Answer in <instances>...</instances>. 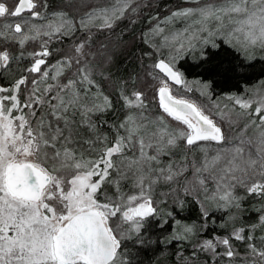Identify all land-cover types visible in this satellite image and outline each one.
<instances>
[{
  "label": "snow or ice",
  "instance_id": "obj_1",
  "mask_svg": "<svg viewBox=\"0 0 264 264\" xmlns=\"http://www.w3.org/2000/svg\"><path fill=\"white\" fill-rule=\"evenodd\" d=\"M144 7L0 0V264H134L125 241L143 245L162 214L178 226L168 239L191 247L180 264H264V207L259 225L235 226L246 198L264 200V72L237 87L264 63V0H180L141 33L143 82L113 80L100 36ZM194 86L211 106L175 94ZM190 207L199 227L181 224Z\"/></svg>",
  "mask_w": 264,
  "mask_h": 264
},
{
  "label": "trees",
  "instance_id": "obj_2",
  "mask_svg": "<svg viewBox=\"0 0 264 264\" xmlns=\"http://www.w3.org/2000/svg\"><path fill=\"white\" fill-rule=\"evenodd\" d=\"M99 2V0H97ZM180 0H143V5L151 4V7H144L143 12L136 19L134 24L124 21L115 29L114 32H107L103 36H100V41L108 43L111 41L112 47L110 51L114 53V60L111 65V72L113 74V80H128L130 75L141 77L143 82V73L145 68L150 65L151 61L143 55L146 50V46L141 42V33L147 32L149 24L151 23L149 17L152 16H165L170 9H173ZM67 46V44L65 45ZM259 55V54H258ZM181 63H184L181 61ZM195 67V61L191 56L188 57L185 67ZM197 72L200 69H196ZM264 72V63H261L259 59L256 61L254 68L251 73L249 83L245 84L241 82L237 87L240 90L247 88L258 89L259 79L261 73ZM189 82L199 79L196 76H187ZM217 81H220L219 77H216ZM131 86V81H129ZM223 87V86H222ZM198 88L193 87L192 92H185L184 89H179L175 94L177 96H184L198 104L211 106V101L205 96H201ZM224 91L235 94L237 88L228 86L224 88ZM223 92L222 88H214L213 99L224 102L222 99ZM151 110L153 113L158 114V105L152 101L151 95L148 97ZM226 102V101H225ZM228 102V101H227ZM111 119V117H109ZM175 123V122H173ZM166 159V158H165ZM115 189H110L114 192ZM126 193L131 192L130 185L124 188ZM167 191L166 188H160L157 190L160 192ZM238 194L243 195L242 190H238ZM161 207H163L161 205ZM264 207V200L258 197H248L244 200V208L242 209V217L237 216L235 226L240 225H259V216L261 215L257 209ZM169 208H164L163 211L166 213ZM235 211V210H233ZM181 224L192 225L196 224L199 227V214L198 211L193 208H189L186 212L181 213ZM170 221L165 224V221ZM215 233L220 235H227L231 232L233 222L230 219V215L217 212L215 213ZM162 226L164 230H162ZM177 225L171 218L166 215H160L155 218H150L147 221L146 228L143 230L142 239L144 240L143 245L133 243L135 233H132L133 239L125 241L127 245L126 252H128L134 261V264H180L181 255L187 257L190 255L191 247L186 242L170 241L169 235L172 231L177 229ZM255 235H264V231H261L258 226L255 231ZM200 264H204L203 256L201 257Z\"/></svg>",
  "mask_w": 264,
  "mask_h": 264
},
{
  "label": "rangeland",
  "instance_id": "obj_3",
  "mask_svg": "<svg viewBox=\"0 0 264 264\" xmlns=\"http://www.w3.org/2000/svg\"><path fill=\"white\" fill-rule=\"evenodd\" d=\"M195 88H198V86H194ZM226 101V100H225ZM221 102V104H224V103H228L227 101L226 102Z\"/></svg>",
  "mask_w": 264,
  "mask_h": 264
}]
</instances>
